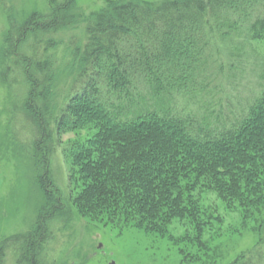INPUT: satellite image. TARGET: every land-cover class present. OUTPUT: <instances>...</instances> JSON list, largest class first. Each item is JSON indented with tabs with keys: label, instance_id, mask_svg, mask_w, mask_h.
<instances>
[{
	"label": "trees",
	"instance_id": "trees-1",
	"mask_svg": "<svg viewBox=\"0 0 264 264\" xmlns=\"http://www.w3.org/2000/svg\"><path fill=\"white\" fill-rule=\"evenodd\" d=\"M76 7V0H48L47 12L21 22L8 16L0 78L9 90H25L21 110L32 127L43 203L27 232L0 242V264L12 251L19 254L16 264H49L53 226L70 222L72 204L83 215L111 214L159 236L172 220L192 218L197 234L189 241L202 233L193 194L199 184L227 208L238 203L260 215L264 86L241 113L218 125L175 108L174 100L198 90L215 39L264 36V0H112L85 18ZM80 21L86 42L69 40L71 80L54 111L55 62L46 52L57 44L55 33ZM90 125L93 136L69 151L70 181L81 189L64 199L52 182L50 157L62 133ZM259 227L252 250L231 264L258 263L264 220Z\"/></svg>",
	"mask_w": 264,
	"mask_h": 264
},
{
	"label": "rangeland",
	"instance_id": "rangeland-1",
	"mask_svg": "<svg viewBox=\"0 0 264 264\" xmlns=\"http://www.w3.org/2000/svg\"><path fill=\"white\" fill-rule=\"evenodd\" d=\"M112 0H76L77 12L87 17ZM158 3L163 0H144ZM48 0H0V52L8 32V16L17 22L30 13L47 12ZM82 20V18L80 19ZM85 24L55 33L57 42L49 48L55 62L53 104L61 106L67 94L71 74L69 40L86 42ZM78 44V43H77ZM79 45V44H78ZM2 58L0 54V71ZM14 77L12 73L8 78ZM264 86V36L251 39L244 32L215 39L199 77L198 90L176 98L174 107L194 112L213 124L227 123L241 113ZM25 90H9L0 78V242L23 234L34 224L43 194L37 182L35 160L31 152L32 127L21 110ZM145 93V92H143ZM95 132L93 126L62 133L50 157L49 172L62 198H72L81 182L70 181V149L84 143ZM78 178V175L75 176ZM203 183V182H202ZM200 205L198 219L202 233L196 241V222L192 218L174 219L168 233L159 236L131 226L111 214L83 215L72 204L73 216L65 226H53L47 253L49 264H231L252 250L261 230L264 211L257 215L235 204L227 208L216 192L199 184L193 192ZM71 202V201H70ZM71 205V204H70ZM202 243L200 246L197 243ZM19 254L12 251L4 264H16ZM257 264H264L263 255Z\"/></svg>",
	"mask_w": 264,
	"mask_h": 264
}]
</instances>
